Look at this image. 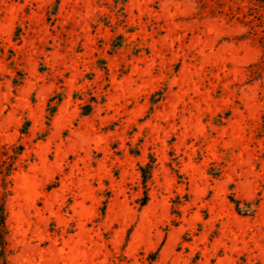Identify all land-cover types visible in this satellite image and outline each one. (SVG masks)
<instances>
[{
	"label": "rangeland",
	"instance_id": "rangeland-1",
	"mask_svg": "<svg viewBox=\"0 0 264 264\" xmlns=\"http://www.w3.org/2000/svg\"><path fill=\"white\" fill-rule=\"evenodd\" d=\"M246 32L194 0H0L8 264H264Z\"/></svg>",
	"mask_w": 264,
	"mask_h": 264
},
{
	"label": "trees",
	"instance_id": "trees-1",
	"mask_svg": "<svg viewBox=\"0 0 264 264\" xmlns=\"http://www.w3.org/2000/svg\"><path fill=\"white\" fill-rule=\"evenodd\" d=\"M200 14L211 17L224 16L230 21H236L247 28L243 35L259 44L263 51L262 57L250 66L251 77L260 78L264 75V0H194ZM29 123L26 124L28 126ZM24 128L22 134H26ZM0 264H8L6 253V218L7 200L12 196V181L9 179L18 169V162L24 154L21 144L4 145L0 147ZM143 182L148 179L147 168H141ZM149 196L144 198L143 206L147 204Z\"/></svg>",
	"mask_w": 264,
	"mask_h": 264
}]
</instances>
